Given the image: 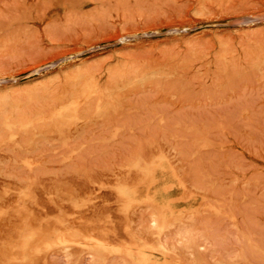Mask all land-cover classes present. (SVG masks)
Here are the masks:
<instances>
[{
	"label": "rangeland",
	"instance_id": "1",
	"mask_svg": "<svg viewBox=\"0 0 264 264\" xmlns=\"http://www.w3.org/2000/svg\"><path fill=\"white\" fill-rule=\"evenodd\" d=\"M0 264H264V0H0Z\"/></svg>",
	"mask_w": 264,
	"mask_h": 264
}]
</instances>
